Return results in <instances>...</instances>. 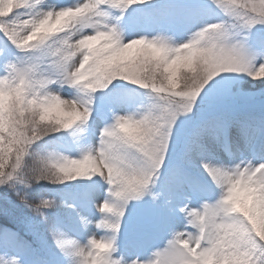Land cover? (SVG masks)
<instances>
[{
    "label": "snow or ice",
    "instance_id": "obj_1",
    "mask_svg": "<svg viewBox=\"0 0 264 264\" xmlns=\"http://www.w3.org/2000/svg\"><path fill=\"white\" fill-rule=\"evenodd\" d=\"M0 264H264V0H0Z\"/></svg>",
    "mask_w": 264,
    "mask_h": 264
}]
</instances>
